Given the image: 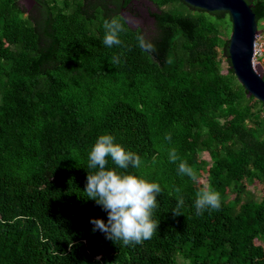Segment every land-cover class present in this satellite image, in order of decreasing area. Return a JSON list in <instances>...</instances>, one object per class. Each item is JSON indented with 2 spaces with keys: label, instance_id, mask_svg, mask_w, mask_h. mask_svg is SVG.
Instances as JSON below:
<instances>
[{
  "label": "trees",
  "instance_id": "16d2710c",
  "mask_svg": "<svg viewBox=\"0 0 264 264\" xmlns=\"http://www.w3.org/2000/svg\"><path fill=\"white\" fill-rule=\"evenodd\" d=\"M30 1L27 9L0 0V264H264V197L247 189L264 185V108L230 64L221 72L228 14L148 0L151 22L135 26L123 13L137 0ZM245 1L259 26L264 0ZM112 18L125 30L121 46L107 47L103 23ZM138 34L155 52L138 46ZM101 135L141 158L127 170L108 158L109 170L161 187L157 232L141 244L92 231V219L107 223L85 193ZM181 160L195 180L178 173ZM205 188L221 206L198 216Z\"/></svg>",
  "mask_w": 264,
  "mask_h": 264
},
{
  "label": "clouds",
  "instance_id": "9594fccd",
  "mask_svg": "<svg viewBox=\"0 0 264 264\" xmlns=\"http://www.w3.org/2000/svg\"><path fill=\"white\" fill-rule=\"evenodd\" d=\"M105 35L103 44L107 47L121 46L119 34L124 31V24L118 18L105 19L103 23ZM138 46L146 52H155V46L146 41L143 35H137ZM120 62L119 56H114L110 63ZM171 140V134L165 136ZM108 158L119 168L127 170L139 168L141 158L134 152L126 151L121 145L114 143L111 135H101L88 154V167L94 169L87 175L85 193L87 198L95 201L107 213V223L102 219H92L97 230L105 238L113 242L120 241L123 245L141 244L149 240L157 232L158 221L153 219L154 211L158 208L157 196L161 194L158 183L148 182L128 172H117L107 168ZM177 151H169V161L175 163L180 160ZM178 173L196 179V174L186 161L181 160ZM177 192L180 189L176 190ZM184 204L183 197L178 199L177 209ZM221 206L220 194L211 188L197 192L194 201L196 215H202L206 210H219ZM177 215V211H173ZM99 259V258H98Z\"/></svg>",
  "mask_w": 264,
  "mask_h": 264
},
{
  "label": "water",
  "instance_id": "95a60500",
  "mask_svg": "<svg viewBox=\"0 0 264 264\" xmlns=\"http://www.w3.org/2000/svg\"><path fill=\"white\" fill-rule=\"evenodd\" d=\"M190 7L206 12H225L231 23L227 44L230 68L247 97L261 102L264 108L263 64L253 62L254 43L259 36L255 14L245 0H181ZM135 2V1H133ZM123 18L128 23L127 17Z\"/></svg>",
  "mask_w": 264,
  "mask_h": 264
},
{
  "label": "rangeland",
  "instance_id": "374dc122",
  "mask_svg": "<svg viewBox=\"0 0 264 264\" xmlns=\"http://www.w3.org/2000/svg\"><path fill=\"white\" fill-rule=\"evenodd\" d=\"M21 3L27 9H29L31 5L30 0H21ZM148 11L151 12L155 11L154 5L148 0H137L132 3L131 11L125 12L123 14L127 17L129 24L135 26H146L151 22V19L147 15ZM257 28L258 31L260 30V33L258 34L259 39L261 41H264V20L260 22ZM229 30L231 29L229 28ZM218 52H219V60L221 63V72L225 73L229 67V63L227 62V59L224 57L223 52L221 50H219ZM256 62H260L261 64H263V68H264V55L261 58H258L257 60L254 61V63ZM200 158L205 161L209 160V156L206 152L201 153ZM199 182L201 184H205V173L201 175V177L199 178ZM247 189L251 193H253L257 201H260L264 197V185L259 184L258 182H254L252 185L247 186ZM176 264H187V261L182 259L181 257H177Z\"/></svg>",
  "mask_w": 264,
  "mask_h": 264
},
{
  "label": "built area",
  "instance_id": "2783aa9c",
  "mask_svg": "<svg viewBox=\"0 0 264 264\" xmlns=\"http://www.w3.org/2000/svg\"><path fill=\"white\" fill-rule=\"evenodd\" d=\"M263 55H264V41H261L259 39V36H257L254 43L253 62L258 58H261Z\"/></svg>",
  "mask_w": 264,
  "mask_h": 264
}]
</instances>
